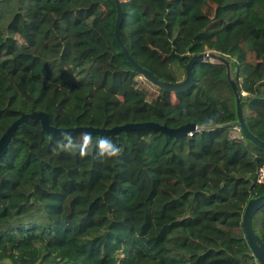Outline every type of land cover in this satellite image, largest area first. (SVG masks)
<instances>
[{"label": "trees", "instance_id": "obj_1", "mask_svg": "<svg viewBox=\"0 0 264 264\" xmlns=\"http://www.w3.org/2000/svg\"><path fill=\"white\" fill-rule=\"evenodd\" d=\"M119 1L120 38L157 78L181 81L192 55H223L264 141V0ZM116 14L113 0H0V135L32 110L56 127L237 120L223 63H195L188 88L163 89L126 59ZM86 135L84 157L56 148ZM102 138L119 155L95 158ZM261 170L264 149L233 126L59 136L25 121L0 157V264H260L241 220L264 192ZM252 228L264 242V206Z\"/></svg>", "mask_w": 264, "mask_h": 264}, {"label": "water", "instance_id": "obj_2", "mask_svg": "<svg viewBox=\"0 0 264 264\" xmlns=\"http://www.w3.org/2000/svg\"><path fill=\"white\" fill-rule=\"evenodd\" d=\"M116 5V19L114 25V35L116 41L120 45L123 54L125 55L128 62L131 66L141 75H143L151 83L170 91H179L184 90L190 86L192 83V67L195 63H210V62H220L225 65L226 75L229 80L230 86L234 92L236 99V113L237 120L235 122L220 124L210 127L196 126L194 123H186L177 127H168L165 124H159L157 122L145 121V122H128L120 125H115L110 128L104 127H92V126H75V127H56L49 123L48 114L42 110H32L30 112L21 113L16 119H14L0 135V157L6 152L8 143L14 137V132L16 128L25 121H39L42 130L47 133L55 135H65V134H76V133H90V134H99L106 136H114L121 131H136L142 129H154L157 130L169 137H180L184 135H191V132L194 131H209L219 127L224 126H233L239 130L243 136L254 144L264 149V141L258 138L254 133H252L247 127L243 114H242V105H241V95L239 88L235 80L230 75V65L227 59L215 52V51H205L200 54H195L190 57L188 62L185 65V76L181 81L170 82L164 81L157 78L150 70L139 65L132 56L128 53L126 47L124 46L119 32L118 26L122 19V11L119 0H113ZM264 206V192L261 195L250 198L244 208L242 215L241 226L245 238L253 251L254 256L260 262L264 264V242L263 240L254 232L252 228V219L255 213Z\"/></svg>", "mask_w": 264, "mask_h": 264}, {"label": "clouds", "instance_id": "obj_3", "mask_svg": "<svg viewBox=\"0 0 264 264\" xmlns=\"http://www.w3.org/2000/svg\"><path fill=\"white\" fill-rule=\"evenodd\" d=\"M65 139L67 140V143H62V142H57L56 148L65 150V151H73L77 147L79 148V155L81 157H84L88 155V146L91 143V137L90 136H85L84 138V144L83 145H76L73 143L72 139L70 136H65ZM100 143V153L98 157L95 158H100L101 161L103 162V158H110V157H115L119 155L121 149L117 147L115 144H113L110 140L107 138H102ZM55 150V149H54Z\"/></svg>", "mask_w": 264, "mask_h": 264}, {"label": "built area", "instance_id": "obj_4", "mask_svg": "<svg viewBox=\"0 0 264 264\" xmlns=\"http://www.w3.org/2000/svg\"><path fill=\"white\" fill-rule=\"evenodd\" d=\"M263 174H264V172H263V170H261V172H260V177H262Z\"/></svg>", "mask_w": 264, "mask_h": 264}]
</instances>
